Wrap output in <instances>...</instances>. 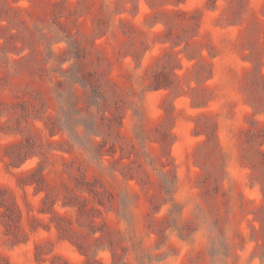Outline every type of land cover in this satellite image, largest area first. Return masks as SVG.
Instances as JSON below:
<instances>
[{"label":"rangeland","instance_id":"obj_1","mask_svg":"<svg viewBox=\"0 0 264 264\" xmlns=\"http://www.w3.org/2000/svg\"><path fill=\"white\" fill-rule=\"evenodd\" d=\"M0 264H264V0H0Z\"/></svg>","mask_w":264,"mask_h":264}]
</instances>
